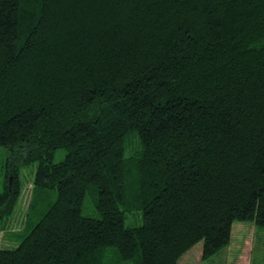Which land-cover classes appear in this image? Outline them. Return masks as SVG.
Returning a JSON list of instances; mask_svg holds the SVG:
<instances>
[{
  "label": "trees",
  "instance_id": "16d2710c",
  "mask_svg": "<svg viewBox=\"0 0 264 264\" xmlns=\"http://www.w3.org/2000/svg\"><path fill=\"white\" fill-rule=\"evenodd\" d=\"M0 148V223L36 164L0 264L215 256L264 227V0H0Z\"/></svg>",
  "mask_w": 264,
  "mask_h": 264
},
{
  "label": "rangeland",
  "instance_id": "374dc122",
  "mask_svg": "<svg viewBox=\"0 0 264 264\" xmlns=\"http://www.w3.org/2000/svg\"><path fill=\"white\" fill-rule=\"evenodd\" d=\"M64 158V151L55 152L53 163H58ZM7 152L0 148V192L4 191L6 181L9 180L8 188H11L13 178L6 175L9 170L6 166ZM36 164L29 166H19V180L22 184L20 197L10 204L5 212L10 214L0 223V247L2 249H11L21 240L26 226V215L28 205L32 200V179ZM10 173V172H9ZM55 192L45 191L40 201L41 209L45 210L47 205L55 200ZM83 215L91 218H97L93 199L87 194L82 210ZM13 236V238L9 236ZM9 237V238H8ZM8 238V239H7ZM202 243H198L189 252H187L178 264H264V227L255 226L253 223H234L230 243L219 251L215 256L202 259Z\"/></svg>",
  "mask_w": 264,
  "mask_h": 264
}]
</instances>
